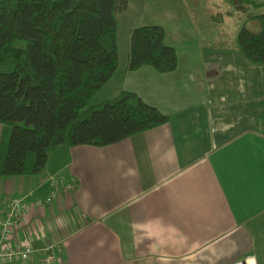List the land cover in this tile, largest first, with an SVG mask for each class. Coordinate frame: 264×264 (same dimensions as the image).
Instances as JSON below:
<instances>
[{
  "label": "crops",
  "instance_id": "0c3cea01",
  "mask_svg": "<svg viewBox=\"0 0 264 264\" xmlns=\"http://www.w3.org/2000/svg\"><path fill=\"white\" fill-rule=\"evenodd\" d=\"M192 22L184 13L157 24L176 50L174 72H130L127 59L98 102L131 91L166 124L107 147L60 146L41 174L0 177V208L46 197L52 178L76 183L23 219L14 239L33 245L29 259L0 264H48L51 254L56 264H264V66L238 47L199 44Z\"/></svg>",
  "mask_w": 264,
  "mask_h": 264
},
{
  "label": "trees",
  "instance_id": "16d2710c",
  "mask_svg": "<svg viewBox=\"0 0 264 264\" xmlns=\"http://www.w3.org/2000/svg\"><path fill=\"white\" fill-rule=\"evenodd\" d=\"M128 0H0V177L41 174L60 146L107 147L166 124L169 116L131 91L92 99L119 65L118 20ZM260 32L242 28L238 49L264 66ZM159 25L133 27L127 70H176Z\"/></svg>",
  "mask_w": 264,
  "mask_h": 264
},
{
  "label": "rangeland",
  "instance_id": "374dc122",
  "mask_svg": "<svg viewBox=\"0 0 264 264\" xmlns=\"http://www.w3.org/2000/svg\"><path fill=\"white\" fill-rule=\"evenodd\" d=\"M129 1L126 12L117 16L120 58L118 74L111 81L107 90L99 95L97 94L92 99L91 105H98V102L107 93L106 91L112 89L118 83L123 61L126 62L128 59V37L133 26L141 27L159 23L165 26L170 22L171 16L184 15L185 13L192 17V24L198 29L199 44L203 46H224L234 50L238 47L237 37L242 28L254 33L260 32L261 28L256 16L264 14V5L254 7L246 4L244 0H183V2L174 0L171 6L160 5L157 1L145 0L143 4H141L142 0H135L137 3H134V0ZM211 1L214 2V5L211 4ZM258 1L262 2L264 0ZM125 56L126 59L124 60Z\"/></svg>",
  "mask_w": 264,
  "mask_h": 264
},
{
  "label": "built area",
  "instance_id": "2783aa9c",
  "mask_svg": "<svg viewBox=\"0 0 264 264\" xmlns=\"http://www.w3.org/2000/svg\"><path fill=\"white\" fill-rule=\"evenodd\" d=\"M51 190L42 199H37L31 203H25L17 198H8L0 208V261L13 263L26 261L34 251L30 242L18 243L14 236L21 227L26 215L34 210L49 207L60 196L69 195L76 189V183L66 182L63 178L51 179ZM57 258L51 254L48 264H56Z\"/></svg>",
  "mask_w": 264,
  "mask_h": 264
}]
</instances>
